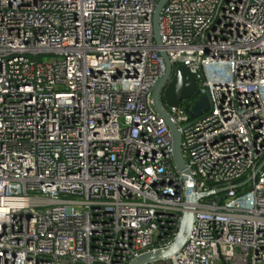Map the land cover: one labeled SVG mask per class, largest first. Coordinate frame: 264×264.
Here are the masks:
<instances>
[{
	"label": "built area",
	"instance_id": "built-area-1",
	"mask_svg": "<svg viewBox=\"0 0 264 264\" xmlns=\"http://www.w3.org/2000/svg\"><path fill=\"white\" fill-rule=\"evenodd\" d=\"M157 2L0 0V264H128L174 241ZM159 30L209 101L166 108L209 195L182 249L148 264H264V0H168Z\"/></svg>",
	"mask_w": 264,
	"mask_h": 264
},
{
	"label": "water",
	"instance_id": "water-1",
	"mask_svg": "<svg viewBox=\"0 0 264 264\" xmlns=\"http://www.w3.org/2000/svg\"><path fill=\"white\" fill-rule=\"evenodd\" d=\"M167 2L168 0H158L152 12V36L154 46L158 50L165 65L162 78L158 80L152 89V106L154 111L164 120L170 132L171 159L176 169L182 175L185 183L184 201L186 205L181 214L177 235L172 244L165 249L144 252L132 259L128 264L153 263L169 258L179 252L186 243L188 235L191 232L196 204L202 197L209 195V193L195 194L194 179L182 153V129L174 123L166 111L167 107L177 106L182 99H192L197 95L198 83L196 75L190 72L186 66L180 64L173 67L167 56L165 47L161 42L159 21L162 9ZM168 78H170V80L166 82ZM208 109L209 101L207 97L201 95L193 100V104L190 107L184 108V111L188 116L195 118ZM263 164L264 161L258 167L257 171ZM247 181H249V179ZM223 190L225 191L226 189Z\"/></svg>",
	"mask_w": 264,
	"mask_h": 264
},
{
	"label": "trees",
	"instance_id": "trees-1",
	"mask_svg": "<svg viewBox=\"0 0 264 264\" xmlns=\"http://www.w3.org/2000/svg\"><path fill=\"white\" fill-rule=\"evenodd\" d=\"M38 60V59H37ZM197 98V95H195L191 100H194V99H196Z\"/></svg>",
	"mask_w": 264,
	"mask_h": 264
},
{
	"label": "flooded vegetation",
	"instance_id": "flooded-vegetation-1",
	"mask_svg": "<svg viewBox=\"0 0 264 264\" xmlns=\"http://www.w3.org/2000/svg\"><path fill=\"white\" fill-rule=\"evenodd\" d=\"M188 102H192V100L191 99H188Z\"/></svg>",
	"mask_w": 264,
	"mask_h": 264
}]
</instances>
